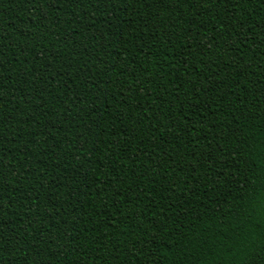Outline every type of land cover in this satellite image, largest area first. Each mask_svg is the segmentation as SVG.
I'll return each instance as SVG.
<instances>
[{"label":"trees","instance_id":"trees-1","mask_svg":"<svg viewBox=\"0 0 264 264\" xmlns=\"http://www.w3.org/2000/svg\"><path fill=\"white\" fill-rule=\"evenodd\" d=\"M261 76L255 0H0V264H234L189 241L251 164Z\"/></svg>","mask_w":264,"mask_h":264},{"label":"snow or ice","instance_id":"snow-or-ice-1","mask_svg":"<svg viewBox=\"0 0 264 264\" xmlns=\"http://www.w3.org/2000/svg\"><path fill=\"white\" fill-rule=\"evenodd\" d=\"M160 2H172V0H160ZM175 2L178 3L179 0H175ZM191 2L200 3L208 8L216 0H191ZM255 3L264 7V0H255ZM232 7H236V5H232ZM97 47L99 46L97 45ZM241 60H243V54ZM69 67H71L70 64ZM236 67L240 68L241 65ZM244 67H247L246 61ZM81 71H83V68H81ZM245 75H247L246 72ZM260 79L262 81L261 91L264 93V76H261ZM88 82H91L90 78ZM105 82L108 83V81ZM6 85L7 82L5 81L4 87ZM2 96L3 90L0 89V98ZM42 102L43 96H41L39 103ZM2 103L3 101L0 99V104ZM241 103H243V100H241ZM68 111H71L70 106ZM83 123L84 117L81 115L79 121L76 122L77 129ZM260 126L264 127V120H261ZM237 134H240V129H237ZM77 138H82V134L72 137L66 143L69 144V147H73ZM113 142H115V139H113ZM241 145L247 149L241 155L250 157L251 164L248 165L246 172L239 177V182L232 181L225 174L224 179L232 184V189H225L222 196L217 193L229 207L225 208L220 200H217L211 206L205 207L202 210L203 216L210 221H214V223L203 225L201 231L195 232V239L190 240L189 244L193 250H209L218 244L227 257H238L234 264H264V132L260 133L258 139L245 137L241 141ZM82 147L83 145H80V148ZM76 150L78 149L73 147V151ZM124 163L126 164L127 161H124ZM218 184H223V181H219ZM3 190V187L0 186V192ZM0 203H3V201H0ZM181 227L183 225L177 224L176 230L179 231ZM0 229H2V225H0ZM0 239H2V233H0ZM4 251V245L0 243V259L3 258ZM65 255L67 256L68 253L66 252ZM226 264H232V261H228Z\"/></svg>","mask_w":264,"mask_h":264}]
</instances>
